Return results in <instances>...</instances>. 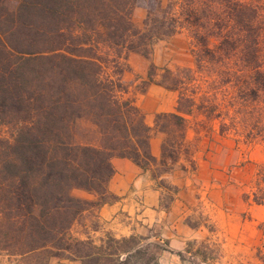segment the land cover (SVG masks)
Masks as SVG:
<instances>
[{"label":"trees","instance_id":"16d2710c","mask_svg":"<svg viewBox=\"0 0 264 264\" xmlns=\"http://www.w3.org/2000/svg\"><path fill=\"white\" fill-rule=\"evenodd\" d=\"M139 1L151 2L141 26L132 18ZM182 30L194 67L148 66L140 92L157 84L177 94L174 111L156 113L150 127L123 80L127 58L148 57ZM80 121L88 123L84 141H77ZM191 125L237 144L264 141L260 0H0V252L25 264L63 256L110 264L116 254L118 264H135L144 248L99 253L70 228L83 211L115 198L107 190L114 156L176 190L161 176L181 158L195 167L185 137ZM153 129L164 133L159 158L150 152ZM251 181L246 196L264 205V165ZM75 188L95 198L75 196ZM260 229L264 264V221ZM105 238L121 246L137 236Z\"/></svg>","mask_w":264,"mask_h":264},{"label":"rangeland","instance_id":"374dc122","mask_svg":"<svg viewBox=\"0 0 264 264\" xmlns=\"http://www.w3.org/2000/svg\"><path fill=\"white\" fill-rule=\"evenodd\" d=\"M260 1L264 3V0ZM149 4L151 2L139 1L135 6L132 18L137 25H142L146 7ZM192 49L191 39L182 30L156 42L148 57L132 52L127 58L128 68L123 74V80L130 91L135 92L136 97L141 99L147 87L143 92L139 90L144 86L150 64L156 65L158 73L163 67L193 68ZM166 98L168 101L171 100L170 97ZM87 126L86 121L79 122L81 131L77 135V141H84L89 137V134H85L82 130ZM1 132L8 135L6 128H2ZM224 138L226 148L228 150L231 148L235 157V163L228 165L225 169L226 180L233 177L234 186H231L233 194L229 195L222 207L214 206L211 198L207 196L208 200L205 199V202L194 210L188 220L192 227L200 226L197 232L198 238L188 240L181 249L171 248L168 240L159 235L162 232V226L153 227L152 230L142 228L136 234H131L137 236L136 239L121 246L102 244V240H105L108 234L111 236L114 234L104 229L102 223L94 218L93 210L82 212L71 226L69 234L78 240H89L93 247H97L93 250L99 253L112 254L116 247L128 248L136 245L137 248H144L142 257L133 260L135 264H263L257 256V249L263 244L260 224L264 221V207L249 210L245 201H236L234 198L236 195L239 197V193L244 190L250 193L251 185L248 182H252V174L258 165H264V141L248 144L240 141L237 144L230 137ZM242 173L245 174L244 178ZM74 191L72 194L76 196ZM172 191L173 189H167V193L163 195L164 205L169 202ZM100 245L103 246L100 248ZM116 258L120 260L122 256L117 257V254L110 256L109 259L112 260L109 263L118 264ZM0 264H25V262L18 256H10L9 252H0ZM50 264H81V262L79 259L63 256L52 258Z\"/></svg>","mask_w":264,"mask_h":264},{"label":"crops","instance_id":"0c3cea01","mask_svg":"<svg viewBox=\"0 0 264 264\" xmlns=\"http://www.w3.org/2000/svg\"><path fill=\"white\" fill-rule=\"evenodd\" d=\"M166 97L171 100L168 101ZM176 97L175 91L149 84L141 99L136 97V104L144 112L145 123L153 127L156 113L174 111ZM185 137L193 147L191 159L194 160L195 167L191 168L189 161L181 158L173 165L172 170L162 174V178L177 188L170 192V200L165 205L163 195L167 193V188L158 186L150 169H142L127 157L114 156L111 158L114 172L107 183V190L115 198L85 211L93 210L94 218L116 237L136 234L142 228L152 230L153 227L162 226L159 235L168 240L171 248L181 249L188 240L198 238L200 226L192 227L188 223L189 217L205 199L208 200L207 196L216 207H222L229 195L232 196L233 177L226 180L225 169L235 163V157L231 148H226L225 138L219 136L216 130L206 131L191 125L187 128ZM163 139V132L152 130L150 152L156 158L161 155ZM244 177L245 174L242 178ZM248 184L251 185L250 182ZM73 190L76 196L95 198L93 193L83 189ZM248 192L241 191L239 197L236 195L234 199L245 201L249 210L264 207L252 202L246 196Z\"/></svg>","mask_w":264,"mask_h":264}]
</instances>
